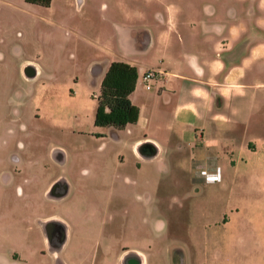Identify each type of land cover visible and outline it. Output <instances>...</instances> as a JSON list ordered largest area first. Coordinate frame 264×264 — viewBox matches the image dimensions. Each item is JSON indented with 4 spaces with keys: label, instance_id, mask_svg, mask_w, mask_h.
Masks as SVG:
<instances>
[{
    "label": "rangeland",
    "instance_id": "1",
    "mask_svg": "<svg viewBox=\"0 0 264 264\" xmlns=\"http://www.w3.org/2000/svg\"><path fill=\"white\" fill-rule=\"evenodd\" d=\"M180 1L194 13L198 25L208 21L209 10L225 23L230 20L225 17L228 9L237 11L239 17L245 18V12L252 11L254 19L264 18V0L243 4L237 0ZM168 3L176 2L52 0L49 7H43L24 0H0L1 252L19 254L27 264H118L123 250L145 253L148 264H175V258L181 257L189 264H205L204 231L228 215V191L219 192L216 185L205 184L202 167L189 160L188 146L174 156L138 161L127 147L116 149L111 132L114 128L93 125L91 109L76 112L79 129L74 134L47 130L36 126L34 99L23 96L25 76L34 66L23 67V62L32 61L48 74L45 78L51 76L56 83L78 81L99 97V87L92 85L86 65L107 55L105 48L119 56L140 53V40L147 34L144 27H148L155 44L148 54L132 58L146 65L163 60L164 69L172 67L170 55L161 51L162 44L156 41L164 27L156 22L155 14L163 12ZM260 34L263 40L264 34ZM200 46L204 45L193 47ZM152 86L156 88L158 83L154 81ZM91 98L84 94L83 100L93 106L98 98ZM161 104L167 105L168 98ZM97 133L104 134L105 144L96 139ZM51 147L68 155L64 168L46 161ZM11 156L19 158L20 164L10 162ZM31 156L46 161L48 170L40 173L28 167ZM16 168L21 169L20 177L6 183L3 176ZM83 170L98 177L81 181L82 188L67 199L59 200L56 189L44 195L40 185L22 186L21 193L16 188L22 185V174L42 181L47 175L62 172L79 182ZM95 182L98 189L92 188ZM51 215L66 220L71 237L67 253L59 254L58 260L53 259L55 248L47 232L52 225L40 227L41 220ZM26 227H30L28 234L23 231Z\"/></svg>",
    "mask_w": 264,
    "mask_h": 264
},
{
    "label": "crops",
    "instance_id": "2",
    "mask_svg": "<svg viewBox=\"0 0 264 264\" xmlns=\"http://www.w3.org/2000/svg\"><path fill=\"white\" fill-rule=\"evenodd\" d=\"M237 1L243 4L247 0ZM174 2L155 14L156 22L164 27L156 41L162 44L161 51L166 50L170 55L168 61L172 67L164 69L163 60L146 65L132 58L148 54L155 44L148 27H144L147 34L140 40L143 45L140 53L134 51L129 56H119L105 48L107 55L86 65L88 76L100 91L112 62H123L137 70L135 89L129 99L138 108L139 117L135 124L111 130L116 149L127 147L136 160L147 161L175 155L188 146L189 160L194 165L201 166L207 173L219 171V182L205 184L216 185L219 192L228 191V215L219 221L216 219L204 231L205 264H264V39L260 38V33L264 34V18L254 19L252 11H246L243 18L237 11L228 9L225 17L230 20L225 23L220 15L215 16L216 12L209 10L208 21L203 20L198 25L187 6H181L180 0ZM199 43L204 46L195 49L193 46ZM26 64L34 66L29 76H25L27 87L23 96L34 99L37 127L42 125L47 130L74 134L79 129L75 114L85 108L91 109L94 125L97 102L92 106L83 100L84 94L91 98L95 93L91 88L85 90L78 81L56 83L51 76L45 78L48 74H43L36 63L26 61L23 67ZM146 70L161 73L155 81L158 87L144 88L142 74ZM164 98H168L167 105L161 104ZM96 136L104 143L103 133ZM149 150L155 151L153 157L142 155ZM48 154L49 165L64 168L69 162L68 155L61 149L51 147ZM32 157L27 162L31 165L28 167L40 173L48 170L46 161ZM9 160L20 164L16 156ZM20 171L16 168L8 172L3 180L13 182L20 177ZM80 174L79 182H73L62 172L47 175L42 181L31 174L32 177L22 174V185L16 188L21 193L22 186L38 188L40 185L44 195L56 189L59 200L67 199L75 189L82 188L81 181L98 177L89 176L85 170ZM127 183L131 185L130 177ZM92 188L98 189L97 184ZM46 223L52 225L47 232L55 248L53 259L58 260L59 254L67 253L71 240L69 225L56 215L43 218L40 227ZM29 228H24V233L28 234ZM41 233L45 239L43 229ZM130 256L137 257L139 264H148L147 255L138 250H123L117 263L132 264L128 260ZM175 259V264H189L183 257ZM0 264H27V261L19 254L12 256L0 251Z\"/></svg>",
    "mask_w": 264,
    "mask_h": 264
},
{
    "label": "trees",
    "instance_id": "3",
    "mask_svg": "<svg viewBox=\"0 0 264 264\" xmlns=\"http://www.w3.org/2000/svg\"><path fill=\"white\" fill-rule=\"evenodd\" d=\"M29 4L48 7L51 0H24ZM137 70L123 62H112L100 85L94 126L124 129L135 124L139 110L132 105L129 96L134 91L137 81Z\"/></svg>",
    "mask_w": 264,
    "mask_h": 264
},
{
    "label": "built area",
    "instance_id": "4",
    "mask_svg": "<svg viewBox=\"0 0 264 264\" xmlns=\"http://www.w3.org/2000/svg\"><path fill=\"white\" fill-rule=\"evenodd\" d=\"M161 73L155 70H146L143 74H142V82L144 85V88L146 90H150L152 87V82L156 81L159 79ZM92 97L94 99L98 98V95L93 93ZM204 175V180L206 183H215V182H219L220 181V174L219 171L217 170L215 173H207V172H203Z\"/></svg>",
    "mask_w": 264,
    "mask_h": 264
},
{
    "label": "flooded vegetation",
    "instance_id": "5",
    "mask_svg": "<svg viewBox=\"0 0 264 264\" xmlns=\"http://www.w3.org/2000/svg\"><path fill=\"white\" fill-rule=\"evenodd\" d=\"M128 260L132 262V264H139V260L135 256L128 257Z\"/></svg>",
    "mask_w": 264,
    "mask_h": 264
},
{
    "label": "water",
    "instance_id": "6",
    "mask_svg": "<svg viewBox=\"0 0 264 264\" xmlns=\"http://www.w3.org/2000/svg\"><path fill=\"white\" fill-rule=\"evenodd\" d=\"M142 155L146 156V157H153L155 155V151L149 150V151L143 153Z\"/></svg>",
    "mask_w": 264,
    "mask_h": 264
}]
</instances>
